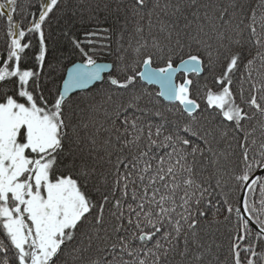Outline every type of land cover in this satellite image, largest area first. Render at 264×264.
<instances>
[{
  "label": "snow or ice",
  "instance_id": "1",
  "mask_svg": "<svg viewBox=\"0 0 264 264\" xmlns=\"http://www.w3.org/2000/svg\"><path fill=\"white\" fill-rule=\"evenodd\" d=\"M257 8L87 3L116 20L72 39L57 83L68 0H0V264H264Z\"/></svg>",
  "mask_w": 264,
  "mask_h": 264
},
{
  "label": "trees",
  "instance_id": "2",
  "mask_svg": "<svg viewBox=\"0 0 264 264\" xmlns=\"http://www.w3.org/2000/svg\"><path fill=\"white\" fill-rule=\"evenodd\" d=\"M39 2L40 0H19L21 7L29 3L36 5ZM68 2L69 9L63 15L57 14V18L53 20L51 25L52 39L54 41L51 45V51L56 61L61 65V70L55 73L54 77L51 78L55 79L57 83L60 82L61 74H65L64 69L68 68L73 62L79 63L81 60L78 53L73 49L72 39L84 40L85 31L91 30L92 26H95L97 23L102 26H108L112 25L116 20L115 15H108L105 20L106 14L101 12L99 13V20L92 21L90 25L86 10L84 11V19L81 20V10L84 9L87 3H95L96 0H68ZM243 2L251 8H257L260 0H243ZM32 11L35 13V8H33ZM73 11H75V15H73ZM259 11L260 9L257 8L258 14ZM4 27L3 22H0V45H2L3 42ZM112 48H116L115 43H113ZM98 59L101 62H112L115 60V54L109 55L107 51H102ZM201 104L203 105V101H201Z\"/></svg>",
  "mask_w": 264,
  "mask_h": 264
},
{
  "label": "water",
  "instance_id": "3",
  "mask_svg": "<svg viewBox=\"0 0 264 264\" xmlns=\"http://www.w3.org/2000/svg\"><path fill=\"white\" fill-rule=\"evenodd\" d=\"M72 66V64L71 65H69V67L68 68H70ZM65 75H66V72H65ZM154 87V86H153Z\"/></svg>",
  "mask_w": 264,
  "mask_h": 264
}]
</instances>
